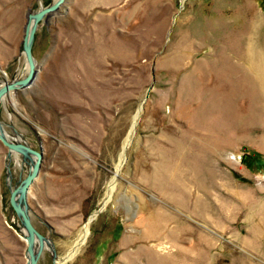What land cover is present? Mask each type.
Listing matches in <instances>:
<instances>
[{
  "label": "rangeland",
  "instance_id": "obj_1",
  "mask_svg": "<svg viewBox=\"0 0 264 264\" xmlns=\"http://www.w3.org/2000/svg\"><path fill=\"white\" fill-rule=\"evenodd\" d=\"M53 1L0 0V86L26 75V16ZM31 54L0 124L41 152L36 264H264V92L242 83L264 0H63ZM28 169L0 143V264H28L8 203Z\"/></svg>",
  "mask_w": 264,
  "mask_h": 264
},
{
  "label": "water",
  "instance_id": "obj_2",
  "mask_svg": "<svg viewBox=\"0 0 264 264\" xmlns=\"http://www.w3.org/2000/svg\"><path fill=\"white\" fill-rule=\"evenodd\" d=\"M62 1L63 0H55L49 5L41 7L38 10L29 12L27 14L21 39L22 52L27 63V72L26 75L20 80L14 82L4 81L0 86V98L5 97L9 91L17 90V84H20L22 87H24L32 82L36 70L34 59L31 54V42L37 22L42 19L46 13L55 10ZM1 131L2 130L0 129V143L5 146L8 151L19 153L24 160H29V156L31 154L33 155L31 165L24 178L20 179L12 188H10L8 203L25 232V251L28 258V264H36L37 258L41 252L44 237L34 228L30 221L28 205L26 202V194L29 185L37 175L41 160V152L39 149L36 150L24 143L9 139Z\"/></svg>",
  "mask_w": 264,
  "mask_h": 264
},
{
  "label": "bare ground",
  "instance_id": "obj_3",
  "mask_svg": "<svg viewBox=\"0 0 264 264\" xmlns=\"http://www.w3.org/2000/svg\"><path fill=\"white\" fill-rule=\"evenodd\" d=\"M60 5H61V3L57 6V8L55 9V10H53V11H51V12H48V13H46L45 15L47 16V15H49V14H51V13H54L59 7H60ZM242 60L244 61V63H246V65L248 66H244L245 67V71H244V75L242 76V79H243V81H242V83L245 85V87H246V89H244V91H246V93L249 95L248 96V100H250L251 98H252V101H253V99L255 100V98H256V100L257 99H259V97H258V95L256 96L255 94L256 93H254L253 91H252V89H253V83L257 86V87H259V91L262 93V92H264V63H263V61H262V59L260 58V56H258V55H256L255 57H247V55L246 54H243L242 55ZM35 64V63H34ZM243 66V65H242ZM235 69H237V67L235 68ZM233 71V70H232ZM230 72L229 73V80H233V75L235 74V73H233V72ZM235 71V70H234ZM248 72H250V73H252V74H254V76L255 77H249V74H247ZM251 76V75H250ZM202 77H204V75L202 74ZM225 77V76H224ZM252 78H254V79H252ZM237 80V79H236ZM14 82V81H13ZM238 82V81H237ZM231 83H233V81H231ZM230 84V83H229ZM27 85V84H26ZM232 85V84H231ZM16 88L17 89H19V88H22V85H20V84H17L16 85ZM208 88V87H207ZM231 88V93H233L234 91H233V85H232V87H230ZM235 88V87H234ZM256 89H258V88H256ZM208 91V90H207ZM12 92V91H11ZM204 94V93H203ZM259 94V93H258ZM232 96V95H231ZM4 97H2V98H0V101L3 99ZM200 98V97H199ZM209 98V99H208ZM207 98V100H203V101H205L206 102V104H207V106L208 107H210L211 108V102H212V97H211V94H209V97ZM262 98V97H261ZM251 103V102H250ZM253 105L251 104L250 105V109L248 110V111H252L253 110ZM257 107L255 106V109H256ZM181 109V108H180ZM242 111V112H241ZM251 114H253V113H250V115ZM243 115V116H242ZM237 116L239 117V118H242V119H244L245 118V115H244V113H243V110L241 109V110H239L238 112H237ZM254 116H255V114H254ZM137 117H138V114L136 115V117L134 118V121H136L137 120ZM248 117V116H247ZM250 117V116H249ZM1 123V122H0ZM0 129L2 130L1 132L7 137V135L5 134V132L3 131V128L1 127V124H0ZM10 138V137H9ZM11 140H14V141H17L16 139H13V138H10ZM128 144V143H127ZM127 144L124 146V148H126V146H127ZM11 153H13V154H19V153H17V152H13V151H10ZM32 159H33V155L31 154L30 156H29V160H27V159H25L28 163H29V167H30V165H31V162H32ZM110 189H112V188H110ZM157 225V224H156ZM24 236H25V233H24ZM45 242H46V239L45 238H43V244H42V248H41V251L45 248ZM74 253H72V254H70L69 256H67L66 257V259L65 260H59V261H57L56 262V264H62L63 262H65V261H67L68 259H70V258H72V256H74L73 255Z\"/></svg>",
  "mask_w": 264,
  "mask_h": 264
}]
</instances>
